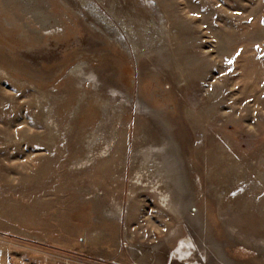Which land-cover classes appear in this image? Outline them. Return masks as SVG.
Segmentation results:
<instances>
[{
	"label": "rangeland",
	"instance_id": "374dc122",
	"mask_svg": "<svg viewBox=\"0 0 264 264\" xmlns=\"http://www.w3.org/2000/svg\"><path fill=\"white\" fill-rule=\"evenodd\" d=\"M0 264H264V0H0Z\"/></svg>",
	"mask_w": 264,
	"mask_h": 264
},
{
	"label": "bare ground",
	"instance_id": "6f19581e",
	"mask_svg": "<svg viewBox=\"0 0 264 264\" xmlns=\"http://www.w3.org/2000/svg\"><path fill=\"white\" fill-rule=\"evenodd\" d=\"M165 202V201H164ZM165 204V203H164Z\"/></svg>",
	"mask_w": 264,
	"mask_h": 264
}]
</instances>
